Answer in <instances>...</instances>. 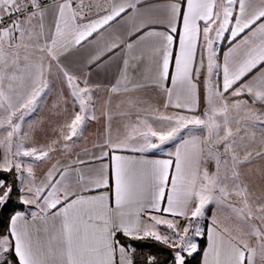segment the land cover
<instances>
[{
	"label": "snow or ice",
	"instance_id": "1",
	"mask_svg": "<svg viewBox=\"0 0 264 264\" xmlns=\"http://www.w3.org/2000/svg\"><path fill=\"white\" fill-rule=\"evenodd\" d=\"M77 56L88 71L69 70ZM115 61L110 94L158 103L130 96L113 138L93 75ZM54 90L61 119L29 123ZM254 160L264 0H167L162 18L145 0H0V264H264Z\"/></svg>",
	"mask_w": 264,
	"mask_h": 264
},
{
	"label": "crops",
	"instance_id": "2",
	"mask_svg": "<svg viewBox=\"0 0 264 264\" xmlns=\"http://www.w3.org/2000/svg\"><path fill=\"white\" fill-rule=\"evenodd\" d=\"M145 3L147 4L148 7L151 8L155 16L160 18L163 17L164 6L167 3V0H145ZM157 29L163 30L161 25H157ZM80 61H81V57L77 56V57H70L68 60L65 61V63L68 65L70 71H77V70L88 71L86 68L83 67V64L80 63ZM119 63H120L119 61H115L108 67V69L105 72H102L100 75H95V72L93 70L94 72L93 80L100 85L99 90L101 92L100 97L96 103L98 109V115L100 111H103L105 109V104L107 103V109L110 111L113 117L111 121V129L113 128L120 129L121 126L123 125L124 120L120 116V113L124 112L127 109L126 102L130 96L131 97L139 96L142 99L148 101V103L150 104L158 103L157 93L151 87L137 93L110 94V87L111 84L115 82V78L118 73L117 65ZM130 63H134V61L130 60ZM148 68H149V64L147 59H145L144 63L140 66L139 71L137 73H132L130 71L129 75L134 76L136 79H141L142 75L147 74ZM144 107H147V105H144ZM92 127L95 130L94 131L95 134L91 136L92 143L94 141L97 143L103 142L104 135L107 132V121L104 118H101L99 122H94L92 124ZM258 141H259V137L257 136V142L252 145L257 151L261 150L262 148V146L259 144ZM159 156L160 154L158 153L157 157L155 158H159ZM258 161H259L258 163L264 162V160L261 161L258 160ZM241 172L242 174H244L246 179L249 178L248 180H250V177L257 178L256 180L253 179V182L256 186L262 187V185L264 184V176L261 175V173H264V169L259 168V171H256V169H250V167L247 168L245 166L241 168ZM248 188H250L249 185ZM234 197L235 195L232 196V199ZM224 222L229 226H231L234 223L232 220H225Z\"/></svg>",
	"mask_w": 264,
	"mask_h": 264
},
{
	"label": "rangeland",
	"instance_id": "3",
	"mask_svg": "<svg viewBox=\"0 0 264 264\" xmlns=\"http://www.w3.org/2000/svg\"><path fill=\"white\" fill-rule=\"evenodd\" d=\"M55 98V90L53 92L52 95H50L47 99V101L45 102V104L37 110L36 113H34L30 119H29V123H38V122H56L58 121L59 119H61V117H57V116H54L52 113H53V107H52V101L53 99ZM69 112L71 111V109L69 108L68 110ZM64 115L66 116L67 113H64ZM95 121L93 122H90L85 130V140L82 141V143H86L88 147H91L92 145V139H91V136H93L95 134V130L93 129L92 127V124L94 123ZM123 127L121 126L120 129H116V128H113L111 129V134H112V137L116 138L117 136H121L123 134ZM50 134H52L50 132ZM257 136L259 137L260 136V133L259 131L257 130ZM261 161V160H260ZM259 161L258 160H254L251 164L247 165L246 167L250 169H256V171H259V168L260 169H264V162H260L258 163ZM262 163V164H261ZM249 179V178H248ZM247 179V183L248 185L250 186L249 188V191L252 192L256 197H264V184L262 185V187H258L254 184L253 182V179H257V178H251L250 177V180L253 182H251L250 180ZM263 183V182H262ZM258 190V191H257ZM236 196L233 198V200H236L235 199ZM214 207V206H213Z\"/></svg>",
	"mask_w": 264,
	"mask_h": 264
},
{
	"label": "trees",
	"instance_id": "4",
	"mask_svg": "<svg viewBox=\"0 0 264 264\" xmlns=\"http://www.w3.org/2000/svg\"><path fill=\"white\" fill-rule=\"evenodd\" d=\"M7 225H8V213H0V231H4L5 228L7 227ZM144 250L148 251L149 249L145 248ZM151 250H153V251L159 250L162 258L167 255L166 251L159 249V246H157ZM193 264H196V259L193 260Z\"/></svg>",
	"mask_w": 264,
	"mask_h": 264
},
{
	"label": "built area",
	"instance_id": "5",
	"mask_svg": "<svg viewBox=\"0 0 264 264\" xmlns=\"http://www.w3.org/2000/svg\"><path fill=\"white\" fill-rule=\"evenodd\" d=\"M100 94H101V92H100V90L98 89V90H97V100L99 99Z\"/></svg>",
	"mask_w": 264,
	"mask_h": 264
}]
</instances>
